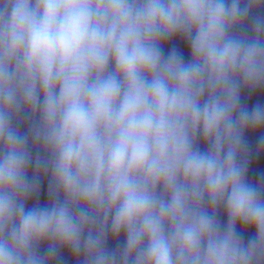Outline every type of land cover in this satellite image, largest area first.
<instances>
[{
    "label": "clouds",
    "instance_id": "9594fccd",
    "mask_svg": "<svg viewBox=\"0 0 264 264\" xmlns=\"http://www.w3.org/2000/svg\"><path fill=\"white\" fill-rule=\"evenodd\" d=\"M0 264H264V0H0Z\"/></svg>",
    "mask_w": 264,
    "mask_h": 264
}]
</instances>
